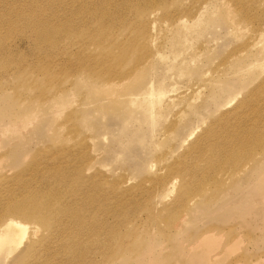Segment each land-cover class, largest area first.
<instances>
[{
    "label": "rangeland",
    "instance_id": "obj_1",
    "mask_svg": "<svg viewBox=\"0 0 264 264\" xmlns=\"http://www.w3.org/2000/svg\"><path fill=\"white\" fill-rule=\"evenodd\" d=\"M101 30L104 48L91 42ZM139 57L109 95L104 83ZM152 86L164 93L155 117L131 103ZM254 133L264 136V0H0V225L11 215L41 227L7 206L25 186L59 190L82 207V221L64 218L69 234L73 221L97 222L109 254L134 246L110 264H264V140ZM206 148L210 170L196 153ZM214 178L226 181L220 192L192 197Z\"/></svg>",
    "mask_w": 264,
    "mask_h": 264
},
{
    "label": "bare ground",
    "instance_id": "obj_2",
    "mask_svg": "<svg viewBox=\"0 0 264 264\" xmlns=\"http://www.w3.org/2000/svg\"><path fill=\"white\" fill-rule=\"evenodd\" d=\"M176 21H178L179 24H181V25H186V19H183V17H181V18L179 17ZM64 27H66L67 29L69 28L68 24H66ZM100 27L102 28L101 25L97 26V28H100ZM102 30L98 33L99 35L95 36V38H93V36H91L92 37L91 42L95 46L99 45L102 48H104V41H100L102 39H99L100 37L105 35V33L100 35V33H102ZM131 47H132V42L129 44V46H127V47L122 46L120 48V50L122 52L120 58L123 60V64H125V65H126V62L128 61L127 56L131 54V52H130ZM152 57H153V53H150L148 59H146L145 62L143 61L144 64L147 63V61H149L150 58H152ZM97 58H98L97 63H100L103 60V55L101 56V54H100V56H97ZM141 59L142 58H140L137 61L138 64H136L132 67L129 66L130 72L127 75L119 76V79H117V80L111 79V81L104 83L105 87H107V89H109V92H110L109 95L116 92L117 90L118 91L122 90L125 87L124 84L128 80V78L130 77V74L133 75V73L138 69V66L141 64V63H139V62H141ZM79 62L80 61L75 60V65L78 68L80 65H82L81 67H84V66L89 67V64L84 65V62H82L81 64H79ZM139 68H140V66H139ZM137 72H138V70H137ZM136 74L137 73H135V75ZM132 78H133V76L131 77V79ZM131 79L129 81L133 80V79L132 80ZM152 88H153V86L147 87L142 93L138 94L136 97H133L131 99V103H135V102H137V100L141 99V105L143 106V108L146 111H148L152 117H155V115L153 114V109L159 103L161 97L164 96V93L161 90L155 91ZM112 95H114V94H112ZM212 136H213V134L211 133L210 138ZM254 137H258L257 140H260V139H262V141L264 140V136L260 135L258 133H254L253 138ZM245 144H246V139L244 137L242 139L236 140V147L237 148H239V147L241 148ZM212 150L213 149L209 150L207 148L203 149V150L196 149V153L199 154V156H201L204 153L206 154V155H202L201 158L204 159V161H202V162L208 166L209 170L211 169L210 167H212V165H213V160H212L213 151ZM242 151L243 150L239 151L238 153H233L232 156L228 160H230L232 158V160L234 162H237L239 159L242 158L241 157ZM254 164H255V166H258V165L261 166L262 165L260 162H255ZM261 167H264V166H261ZM172 171L174 172L175 168H170L169 172H172ZM179 171L181 174L185 175V172L182 168H180ZM242 171H243V169H242ZM235 174H237V173H235ZM231 175H233V173ZM185 176H187V178H188L187 180H189V183H191L193 181L191 179V177L188 176V174H186ZM208 180L209 179L200 181V183L202 185L200 186V188H196V190H195L196 192L192 197L201 195L203 192V188L209 187V186L210 187L218 186V190H217V192H218L219 187L221 189V186L222 185L225 186L224 184L226 182V181L224 182V180H218L217 178L211 179L209 181ZM77 185H79V184H76V183L71 184L70 183L71 191L73 194L76 195L78 202H79V200L81 201V203L85 202L83 200L84 197L81 196V195H83L82 193H84V192L81 191V189H77ZM95 186H96V184H95ZM97 186L100 187V185H97ZM25 187L26 188H25L24 194H22L19 197H13L11 203L7 206V211L10 214H20L24 218H28V219L30 217H34L42 225H40L38 222L37 223L41 227H39L38 225H34V224H28L22 220L11 217V215L6 217L7 219L0 225V264H35V262L31 259L32 253L37 255L38 258L41 257V260L38 264H61L63 258H60L59 257L60 255L62 257L64 256L65 257L64 259L67 258L65 260V262L67 264H110L109 260L112 258L111 253H112V255L114 254L113 258H112L113 260H115L114 256H116L117 254L118 255H120L121 253L125 254L124 252L126 249H124L123 246H119L118 249L117 248L113 249L111 251V253L109 254V229H107L105 231L107 233H104L102 235L103 237L105 235H107V237L101 238V237H99L100 235L98 234L100 232L101 228H99V226L98 227L95 226V225H97L96 224L97 222H94L91 225L79 223V222L76 223L75 221H82L83 220L82 216H80L81 212H80V214H78V212L80 211V209L82 207L79 206V207H77L78 209H76V210L71 209V208H73V206H71L69 204L70 201H69V203H66V202H68V200L65 199V198H67V196L64 193H61L62 191L59 193V190L58 191L52 190V192L49 191L48 193H45V192H41V191H32V190H30L31 189L30 187H27V186H25ZM100 189H96V190L100 191ZM74 191H77V193ZM99 193L96 195L99 196ZM106 193L107 192H105V194ZM60 195H61V197L64 198V200H61ZM85 195H87V194H85ZM106 195H104V196L106 197L105 203L107 204V201H108L107 196H109V195H107V196ZM87 196H89V195H87ZM94 196H95V194H94ZM213 196H216V195L214 194ZM213 196H212V199H213ZM82 197H83V199H82ZM185 197L188 198L189 194L185 193ZM190 198H188V201L190 200ZM0 199H7V198L1 197ZM90 199H91L90 201L88 199H87V201H89V203L90 202L93 203L94 199L92 197ZM96 200L101 201V199H96ZM61 201H63V204ZM102 203H104V202H102ZM104 205L105 204H102V206H104ZM98 206L101 207V205H98ZM62 207H64L66 210L64 211ZM89 207L85 208L86 213H88L87 208H89ZM4 208H5V205H4ZM92 208H93V206H92ZM92 208H89V209H92ZM99 209L100 208H98V210ZM93 210L94 209L89 210V213L94 212ZM98 210L96 212H98ZM81 211H82V209H81ZM152 213H153V211H152ZM67 214L75 217V221H73V223L77 225V227L70 234H69L70 227H71L70 224L72 222L70 219L67 220L68 222L64 220V218L69 217ZM87 215L88 214H86V216ZM93 217H94V215H93ZM172 217H173V219L171 220V215L169 216V218H170L169 220H171L170 225L176 229L181 228L182 226H179V224L181 222L174 219V216H172ZM165 218H166V216H165ZM163 219H164V217H163ZM169 220H167L168 223H169ZM72 227H73V225H72ZM133 233H134L133 231L130 234L128 232V234L131 236H133L132 235ZM123 234L126 235L127 233H123ZM125 235H123V236H125ZM129 235H128V237H129ZM36 236H37V239L39 241L34 242V239ZM131 236H130V238H131ZM57 238L59 241L61 240V242H58V244H56ZM120 238H122L121 235H120ZM130 248L131 247L128 248L129 251L130 250L132 251L134 249V248L133 249L132 248L130 249ZM44 249L46 250L47 254H44L45 253ZM137 250H138V248H137ZM137 250H136V252H135V250L133 252H135V254H137L138 253ZM92 254H94L93 257H92ZM40 255H43V256H40ZM55 255H56V257H55ZM109 255L111 257H109ZM120 256H119V258H121ZM98 257H100L99 260H98ZM113 262H115V261H113Z\"/></svg>",
    "mask_w": 264,
    "mask_h": 264
}]
</instances>
